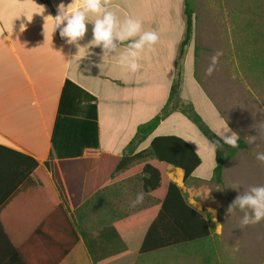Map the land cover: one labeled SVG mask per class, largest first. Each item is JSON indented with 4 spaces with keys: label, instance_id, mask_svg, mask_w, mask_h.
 <instances>
[{
    "label": "crops",
    "instance_id": "1",
    "mask_svg": "<svg viewBox=\"0 0 264 264\" xmlns=\"http://www.w3.org/2000/svg\"><path fill=\"white\" fill-rule=\"evenodd\" d=\"M60 3L68 6L72 0H0V264H92L81 238L69 250L74 241L70 227L87 228L85 212L77 211L86 200L84 187L99 182L90 161L101 154L121 156L125 152L137 127L165 105L178 72L182 71L179 98L190 103L215 134L235 132L204 85L202 75L208 66L204 59L212 55L204 50L194 52L198 44L196 14L191 39L179 54L185 32L184 0H111L110 10L119 19H139L144 30L159 36L153 49L142 54L136 73L119 65L115 53L102 60L101 48L89 46L91 23L79 41V51L76 45L66 43L60 29L52 37V19L47 16L55 17ZM220 59L222 66L223 57ZM66 81L94 99L81 98L78 105L69 107L68 118L91 119L86 117L92 114L91 105L96 113L97 146L82 148L75 158H59L58 154H77L84 130L80 125L74 126L78 133L70 135L71 143L59 134L57 150L52 144ZM162 136L184 140L199 156L200 164L191 173L188 188L181 169L169 165L166 174L187 192L188 204L203 213L194 185L212 176L215 159L209 141L182 113L173 111L137 143L132 154L147 149L153 138ZM29 158L44 173L31 170ZM204 164L207 166L201 170ZM141 191V175H136L94 193L90 210L93 225L88 228L142 215L154 200L145 193L143 203L132 207L131 201ZM142 216L138 224L121 232L129 253L107 264H181L177 260L180 254H184L185 263L199 255L200 245L138 255L151 218ZM206 262L201 260V264Z\"/></svg>",
    "mask_w": 264,
    "mask_h": 264
},
{
    "label": "trees",
    "instance_id": "2",
    "mask_svg": "<svg viewBox=\"0 0 264 264\" xmlns=\"http://www.w3.org/2000/svg\"><path fill=\"white\" fill-rule=\"evenodd\" d=\"M183 12L185 32L179 47L180 55L183 53L184 47L188 45L194 29L195 11L193 0H184ZM197 50L198 48L195 47L194 52ZM79 92L83 93V96H79ZM179 92L180 73L178 72L170 87L165 105L152 119L137 127L136 135L126 146L125 152L121 156L101 154L90 161V165L97 170L99 182L96 186L87 184L86 188L84 187L86 200L77 211L86 212L91 210L94 193L132 176L141 175L142 190L154 200V205L149 206L148 210L142 214L149 215L148 217L151 218L138 249V255L151 254L169 247L200 245L201 248H199L198 254L201 253L200 256L203 260H206L203 254L206 251L204 244L213 236H216L214 225L203 213L188 204L185 194L175 183L169 180L166 174L169 165L179 168L183 172V183H187L193 170L200 164L199 156L189 144L174 136L153 138L147 149L132 154L137 143L151 134L159 122L173 111L182 113L209 142L218 139V136L210 130L194 111L192 105L183 102L179 98ZM81 98L94 101L93 97L86 95L72 83L66 81L62 88L52 136L54 148L57 150L56 143L59 134L61 136L65 135L64 140L67 139L68 143H71V136L75 137L72 133H78V131L73 130L74 126L80 125L84 130L80 134L81 144L76 151L77 154H58L59 158H75L80 156L82 148L97 146L94 105L89 107L92 114H86V117L91 119L76 120L68 118L70 115L69 107L75 104L78 105ZM239 145L240 147L236 149L225 145L223 149L214 153L215 166L210 181L217 185L222 184V171L226 162L232 159L239 150L247 148L242 139L239 140ZM29 161L32 162L31 170L37 168V173H44L42 168L37 167L35 161L30 158ZM44 177L47 181L45 174ZM142 215L137 214L126 220L102 223L95 229L70 227L74 241L70 244L69 250L81 238L92 264H107L126 256L129 250L121 239V232L138 224Z\"/></svg>",
    "mask_w": 264,
    "mask_h": 264
},
{
    "label": "rangeland",
    "instance_id": "3",
    "mask_svg": "<svg viewBox=\"0 0 264 264\" xmlns=\"http://www.w3.org/2000/svg\"><path fill=\"white\" fill-rule=\"evenodd\" d=\"M193 4L198 50L209 56L220 51L223 57L222 66L219 58L217 73L202 75L206 90L244 142L246 136L258 137V130L264 127V0H193ZM204 61L209 66L210 58ZM246 145L224 165L222 184L209 180L194 185L195 198L216 234L204 244L206 264H264V220L241 229L243 213L239 209L234 215L226 213L246 188L264 185V165L254 155L264 152V139L258 137L255 145ZM85 215L86 227H92L91 212ZM198 256L185 263L182 253L177 260L181 264H201L203 258Z\"/></svg>",
    "mask_w": 264,
    "mask_h": 264
},
{
    "label": "clouds",
    "instance_id": "4",
    "mask_svg": "<svg viewBox=\"0 0 264 264\" xmlns=\"http://www.w3.org/2000/svg\"><path fill=\"white\" fill-rule=\"evenodd\" d=\"M111 0H72V3L65 6L60 3L55 17L49 15L52 19L51 34L60 29V36L66 39V43L74 44L79 51V41L83 40L91 23L92 39L89 42L90 47H99L102 50L101 59L112 56L113 53L118 58V63L131 73L140 70V59L145 50H152L158 42L159 36L155 31L143 29V24L139 19L125 17L119 19L117 15L110 10ZM46 21V20H45ZM21 31L23 28L21 27ZM48 29L44 24L43 35L45 40ZM124 46L121 50V46ZM222 52L217 51L210 57L209 66L206 74L211 76L217 69L219 58ZM259 138L264 139V127L259 130ZM224 134L217 133L218 139L209 142V149L215 153L223 149L225 145L230 148H239L240 136L236 132ZM257 136H246L244 140L249 145H255ZM259 145H257L258 147ZM255 159L264 165V152H254ZM145 199L144 192H138L131 206L135 207L143 203ZM236 209L243 213L239 220L240 228L255 225L264 220V185L249 186L242 194L236 196L233 202L228 206L226 213L234 215ZM219 230V226L217 227Z\"/></svg>",
    "mask_w": 264,
    "mask_h": 264
}]
</instances>
